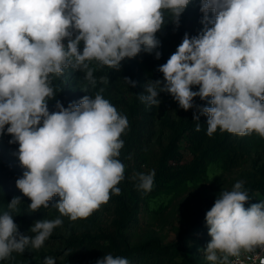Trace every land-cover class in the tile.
<instances>
[{
	"label": "clouds",
	"instance_id": "obj_1",
	"mask_svg": "<svg viewBox=\"0 0 264 264\" xmlns=\"http://www.w3.org/2000/svg\"><path fill=\"white\" fill-rule=\"evenodd\" d=\"M189 2L0 0V135L9 125V143L19 145L15 155L26 171L16 187L30 199L32 211L49 207L58 195L52 206L61 216L86 219L111 194H121L117 185L125 178V165L117 157L127 118L101 94L85 95L67 108L57 101L58 111L50 114L47 100L54 97L50 74L62 75L69 66L88 69L85 78L95 85L86 61L119 70L125 58L142 50L151 54L160 45L156 33L164 24V12L170 11L178 25ZM200 11L204 30L192 38L184 35L176 52L158 68L163 80H148L147 95L140 94V100L154 105L160 103L159 93L167 92L187 111L194 107L195 97H211V107L199 109L208 116V136L219 128L264 137V0H201ZM160 56L156 51L155 57ZM124 79L136 86V81ZM101 81L107 82L104 77ZM193 119L198 121L199 116L194 113ZM154 176L155 170L137 173L138 189L150 192ZM242 189L243 182H236L206 212L211 240L204 251L213 264H231L229 257L239 258L242 251L264 250V201L245 209L249 195ZM20 202V197H13L8 207L14 210ZM62 223L60 218L36 221L30 228L36 235L29 237L5 212L0 215V260L13 252L24 253L29 244L39 249ZM44 264L55 260L46 257ZM96 264L130 262L106 254Z\"/></svg>",
	"mask_w": 264,
	"mask_h": 264
},
{
	"label": "trees",
	"instance_id": "obj_2",
	"mask_svg": "<svg viewBox=\"0 0 264 264\" xmlns=\"http://www.w3.org/2000/svg\"><path fill=\"white\" fill-rule=\"evenodd\" d=\"M205 25H196L193 18L185 19L178 28L169 35L170 51L161 54L157 59L155 55L147 58L149 80H163V74L158 70L159 66L166 63L171 54L175 53L181 44L184 35L189 38L198 36L204 30ZM208 27V25H207ZM95 72L104 76L109 67L96 63ZM126 77L136 81L132 87L125 82V92L120 100L113 104L117 106L128 120V127L121 135L124 141L117 157L124 165V180L117 187L121 194H111L107 203L116 207L118 225L124 228L137 216L139 209L149 201L165 192L184 188L189 182L204 179L208 175L209 166L217 161H222L227 167L238 166L243 158L244 139L235 134L222 132L219 128L212 136L207 135L208 116L200 113L202 107H211V97L201 100L195 97L194 107L189 110L182 109L171 94L160 92L158 99H168L175 110L174 119H164L161 127L167 132L165 140L157 136L158 124L151 110V105L140 100V94L147 95L143 73L137 61L133 58H125L122 66ZM69 78L76 79L75 72L67 67L64 69ZM50 78V86L54 95L60 99L66 97L67 83H63V76ZM193 91H198L199 86H192ZM194 113L199 120H194ZM200 130H196V125ZM2 169L6 172L5 168ZM155 170L154 185L150 192L138 189L137 173L148 174ZM7 173V172H6ZM242 190L248 192L249 200L244 207L248 209L252 204L264 201V176ZM1 199V192H0ZM94 211L88 218L91 224L95 219ZM21 234L29 237L32 235L18 227ZM191 230L181 231L179 241L164 244L156 239L147 240L139 245L132 246L120 234L116 237L107 236L105 243L100 236L89 232L73 235L67 240L68 253L65 256V264H96L106 254L114 257L120 256L129 260L130 264H202L199 262L197 247L191 246L187 235ZM197 232L205 236L204 244H207L210 236L206 225L205 216L198 223ZM30 254V253H28Z\"/></svg>",
	"mask_w": 264,
	"mask_h": 264
},
{
	"label": "rangeland",
	"instance_id": "obj_3",
	"mask_svg": "<svg viewBox=\"0 0 264 264\" xmlns=\"http://www.w3.org/2000/svg\"><path fill=\"white\" fill-rule=\"evenodd\" d=\"M201 0H190L188 6L182 12L179 18V24L174 23L175 17L170 11L164 12V24L156 38L160 41V45L151 54L141 51L133 59L138 62L142 73L143 80H149L147 58L155 55L156 51L161 54L170 51L171 45L169 35L176 30L181 22L185 19L193 18L196 25L199 26L203 19V13L200 11ZM210 19L214 18L211 11L208 13ZM212 25L209 23L208 27ZM65 47L68 40L63 41ZM84 47L81 41L79 50L82 52ZM143 49V46H142ZM125 60V59H124ZM121 61L120 69L109 68L104 76H99L96 63L98 61H86L89 69L93 72V78L96 83L93 85L85 77L88 69L77 70L69 66L75 72L76 79L69 78L68 73L63 71V83H67L65 90L66 97L60 99L54 95L53 98L47 100L49 113L58 111L56 103L59 101L63 107L67 108L71 102H79L85 95L95 98L96 94H101L107 99L117 111L121 114L120 109L113 103L120 100L125 92V77ZM57 75L50 74V78L56 80ZM104 77L107 82H102ZM101 89L103 91L101 92ZM160 103L151 105V110L158 124L157 138L165 140L167 132L161 127L164 119H174L175 110L168 99H159ZM0 135V215L8 212L13 216L14 222L21 230L29 232L32 237L36 235L30 231V228L36 221H52L60 218L63 223L53 229L52 234L45 240L39 249L32 248L31 244L26 246L24 253L13 252L9 258L0 260V264H44L46 257L55 260V264H65V256L69 251L67 240L73 235H80L89 232L92 235L101 237V240L108 243L107 236H116L119 230L120 234L127 242L136 246L147 240L156 239L164 244L179 241V233L181 231L191 230L187 235L189 244L197 247L199 262L202 264H213L208 261L205 255L207 244L203 240L205 236L197 232L198 223H200L206 212L214 205L215 200L222 191H230L236 182L242 181L243 188L258 182L264 176V137L256 133L241 136L244 139L243 158L241 163L235 167H227L222 161L212 163L208 169V175L204 179L195 182H189L184 188L165 192L143 205L136 218L127 224L124 228L118 225L116 207L112 203H106L96 210L95 219L91 224L88 219H77L71 221L66 216H61L58 209L54 205L59 200V196H53L49 201V207L41 206L37 211L29 208L30 199L16 187V180L22 177L25 168L20 165L17 155V144H10L11 135L6 133ZM42 126V125H41ZM5 168L6 172L2 169ZM13 197H20L21 202L13 210L8 207ZM20 232V231H19ZM30 253V254H28ZM218 255L222 256L223 254Z\"/></svg>",
	"mask_w": 264,
	"mask_h": 264
},
{
	"label": "built area",
	"instance_id": "obj_4",
	"mask_svg": "<svg viewBox=\"0 0 264 264\" xmlns=\"http://www.w3.org/2000/svg\"><path fill=\"white\" fill-rule=\"evenodd\" d=\"M231 264H264V250L257 248L254 252H241L239 258L229 257Z\"/></svg>",
	"mask_w": 264,
	"mask_h": 264
}]
</instances>
